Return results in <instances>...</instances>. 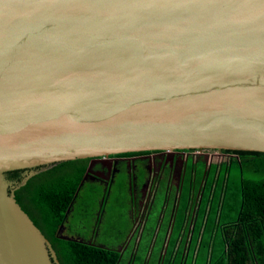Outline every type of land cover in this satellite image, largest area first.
Segmentation results:
<instances>
[{
    "label": "water",
    "instance_id": "95a60500",
    "mask_svg": "<svg viewBox=\"0 0 264 264\" xmlns=\"http://www.w3.org/2000/svg\"><path fill=\"white\" fill-rule=\"evenodd\" d=\"M189 149L264 153V0H0V264H59L32 175Z\"/></svg>",
    "mask_w": 264,
    "mask_h": 264
},
{
    "label": "flooded vegetation",
    "instance_id": "af4514ba",
    "mask_svg": "<svg viewBox=\"0 0 264 264\" xmlns=\"http://www.w3.org/2000/svg\"><path fill=\"white\" fill-rule=\"evenodd\" d=\"M238 152H134L111 156L106 170L93 169L89 176L100 181L105 190L115 181L129 188V235L118 249L123 260L127 258L126 264H188L196 236L199 240L193 262L202 236L247 231L239 222L240 216L225 215L224 191L236 173L235 161L240 163L242 174Z\"/></svg>",
    "mask_w": 264,
    "mask_h": 264
},
{
    "label": "trees",
    "instance_id": "16d2710c",
    "mask_svg": "<svg viewBox=\"0 0 264 264\" xmlns=\"http://www.w3.org/2000/svg\"><path fill=\"white\" fill-rule=\"evenodd\" d=\"M238 153L242 156V174L239 173L240 163L235 161L236 173L224 191L225 215L240 216L239 222L247 231L221 234V250H213L214 235L202 236L200 249H206L202 264H264V153ZM90 161H65L39 171L15 190V198L51 243L59 264H122V253L116 249L62 236L61 229L83 187ZM35 170H13L5 177L11 184L17 185ZM198 240L199 236H196L192 253ZM143 259L142 256L137 261ZM188 264L195 262L191 259Z\"/></svg>",
    "mask_w": 264,
    "mask_h": 264
},
{
    "label": "rangeland",
    "instance_id": "374dc122",
    "mask_svg": "<svg viewBox=\"0 0 264 264\" xmlns=\"http://www.w3.org/2000/svg\"><path fill=\"white\" fill-rule=\"evenodd\" d=\"M105 189L100 181L87 177L61 229L63 237L86 243L93 242L97 246L109 249L118 250L122 247L129 235L127 218L131 206L129 188L115 181L113 186L110 185L108 190ZM214 236L213 250H221V235ZM145 244L143 242L142 247H145ZM145 251L146 247L143 253ZM205 252V248L197 251L195 264H202L201 260ZM195 253H191V259L194 258ZM155 255L156 250L153 258ZM126 262L127 258L122 264Z\"/></svg>",
    "mask_w": 264,
    "mask_h": 264
},
{
    "label": "crops",
    "instance_id": "0c3cea01",
    "mask_svg": "<svg viewBox=\"0 0 264 264\" xmlns=\"http://www.w3.org/2000/svg\"><path fill=\"white\" fill-rule=\"evenodd\" d=\"M108 161H112V159H104V158H102V159L91 160L90 164H89V166H90V175H91V172H93L92 171L93 169L102 170V169H104V167H105V170L108 169V167L110 166V163Z\"/></svg>",
    "mask_w": 264,
    "mask_h": 264
}]
</instances>
